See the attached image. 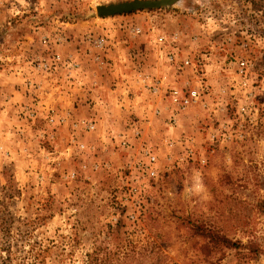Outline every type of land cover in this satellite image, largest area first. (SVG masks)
<instances>
[{"label": "rangeland", "instance_id": "374dc122", "mask_svg": "<svg viewBox=\"0 0 264 264\" xmlns=\"http://www.w3.org/2000/svg\"><path fill=\"white\" fill-rule=\"evenodd\" d=\"M120 1L0 0V264H264V0Z\"/></svg>", "mask_w": 264, "mask_h": 264}, {"label": "water", "instance_id": "95a60500", "mask_svg": "<svg viewBox=\"0 0 264 264\" xmlns=\"http://www.w3.org/2000/svg\"><path fill=\"white\" fill-rule=\"evenodd\" d=\"M181 0H124L115 3L97 4L95 6L96 16L109 18L128 14L140 10L160 9L172 6Z\"/></svg>", "mask_w": 264, "mask_h": 264}, {"label": "built area", "instance_id": "2783aa9c", "mask_svg": "<svg viewBox=\"0 0 264 264\" xmlns=\"http://www.w3.org/2000/svg\"><path fill=\"white\" fill-rule=\"evenodd\" d=\"M158 41L162 42L163 41V37H159ZM102 42H103L102 40L98 39L96 41V43H97L96 45L97 46H102V44H103ZM169 60L171 62L173 61L172 55H169ZM185 63L187 64L188 61H185ZM71 64H73L76 67L78 66L75 63H71ZM240 65L244 66L245 63L241 62ZM152 90L153 91H157V87L156 86L152 87ZM200 95H201V93L197 89H190L188 91L187 95H182L181 92L178 89H171L170 92H169V97H170L171 102L174 103L175 105H179V106H182V107H185V106L190 105L192 103L198 102L200 100Z\"/></svg>", "mask_w": 264, "mask_h": 264}, {"label": "crops", "instance_id": "0c3cea01", "mask_svg": "<svg viewBox=\"0 0 264 264\" xmlns=\"http://www.w3.org/2000/svg\"><path fill=\"white\" fill-rule=\"evenodd\" d=\"M118 44V43H117ZM121 45V44H120ZM121 47H125V46H123V44L121 45ZM117 48H119V47H117ZM120 49V48H119ZM126 49H129V47H126ZM120 62H122V60L120 59ZM152 63H153V61H152ZM121 65H123L122 63H121ZM147 66V65H146ZM148 68H150L151 70H154L155 72L156 71H158V66L154 63V65H151V66H147ZM119 81V80H118Z\"/></svg>", "mask_w": 264, "mask_h": 264}, {"label": "trees", "instance_id": "16d2710c", "mask_svg": "<svg viewBox=\"0 0 264 264\" xmlns=\"http://www.w3.org/2000/svg\"><path fill=\"white\" fill-rule=\"evenodd\" d=\"M216 236H219V235H216ZM218 238L222 239V241L225 242V243L229 242V240L225 236H223V235H222V237L219 236Z\"/></svg>", "mask_w": 264, "mask_h": 264}]
</instances>
